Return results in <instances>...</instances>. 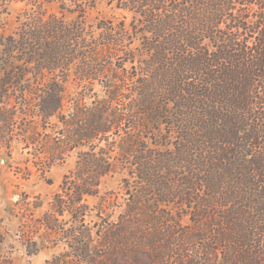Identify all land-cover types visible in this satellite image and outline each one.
<instances>
[{
	"label": "trees",
	"instance_id": "16d2710c",
	"mask_svg": "<svg viewBox=\"0 0 264 264\" xmlns=\"http://www.w3.org/2000/svg\"><path fill=\"white\" fill-rule=\"evenodd\" d=\"M104 1L128 26L88 21ZM18 136L76 154L41 219L70 216V254L47 264H264V0H0V142Z\"/></svg>",
	"mask_w": 264,
	"mask_h": 264
},
{
	"label": "rangeland",
	"instance_id": "374dc122",
	"mask_svg": "<svg viewBox=\"0 0 264 264\" xmlns=\"http://www.w3.org/2000/svg\"><path fill=\"white\" fill-rule=\"evenodd\" d=\"M111 7L113 6H107L105 1L100 3L88 13V21L112 17L123 19L126 16L125 23L128 26L130 15ZM25 8L24 2H10L8 13L4 16L5 33L14 30L16 17ZM44 9L49 13L59 11L55 4H45ZM67 18L72 17L67 14ZM79 90L74 82L65 85L66 112L71 107V99L75 98ZM21 137H16L10 148L0 142V235L3 239L0 254L10 257L13 264H47V261L70 254L68 239L64 238L71 227L70 216L66 212L62 216L57 215V220L52 223L55 224L54 231L45 229L41 225V219L44 213L50 211L53 197L60 192L64 176L74 169L76 154H64L63 161L51 160L56 155L53 152L52 138L40 136L39 144L27 149L24 148ZM123 176L124 173L119 170L105 176L101 180L99 197L109 192H120ZM99 197L85 198L83 203L91 209L89 216L85 218L86 223L98 220L95 214L101 205ZM117 199L120 203L123 202L122 194H117ZM103 204L105 203L102 202L103 217L111 215V221L117 220L123 209Z\"/></svg>",
	"mask_w": 264,
	"mask_h": 264
}]
</instances>
